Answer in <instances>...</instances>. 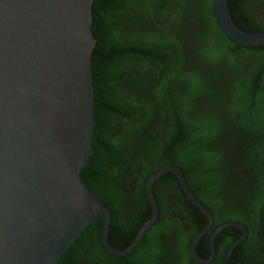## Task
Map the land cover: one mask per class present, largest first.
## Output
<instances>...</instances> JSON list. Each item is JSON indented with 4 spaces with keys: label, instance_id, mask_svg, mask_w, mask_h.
<instances>
[{
    "label": "trees",
    "instance_id": "obj_1",
    "mask_svg": "<svg viewBox=\"0 0 264 264\" xmlns=\"http://www.w3.org/2000/svg\"><path fill=\"white\" fill-rule=\"evenodd\" d=\"M228 3L240 29L264 32V0ZM92 17L93 157L80 177L110 212V245L123 250L133 242L152 216L147 180L175 166L213 218L199 256L209 257L215 228L239 222L247 236L229 264H264V46L230 39L212 0H94ZM152 191L159 216L132 253H107L97 219L58 264H163L165 257L170 264H199L190 246L207 224L205 215L173 172ZM241 235L224 229L216 259Z\"/></svg>",
    "mask_w": 264,
    "mask_h": 264
},
{
    "label": "water",
    "instance_id": "obj_2",
    "mask_svg": "<svg viewBox=\"0 0 264 264\" xmlns=\"http://www.w3.org/2000/svg\"><path fill=\"white\" fill-rule=\"evenodd\" d=\"M94 0H0V264H57L79 235L101 219V243L117 257L130 254L157 221L152 186L173 172L188 199L205 215L206 226L195 237L191 254L212 224L208 209L188 188L183 172L166 166L146 182L152 216L133 242L119 250L110 245V212L84 185L80 174L93 157L94 88L91 58ZM217 23L227 36L249 47L264 46V32L240 29L228 0H212ZM264 209L261 219L263 237ZM228 227L246 239L239 222L218 227L210 240Z\"/></svg>",
    "mask_w": 264,
    "mask_h": 264
},
{
    "label": "flooded vegetation",
    "instance_id": "obj_3",
    "mask_svg": "<svg viewBox=\"0 0 264 264\" xmlns=\"http://www.w3.org/2000/svg\"><path fill=\"white\" fill-rule=\"evenodd\" d=\"M253 168H250L249 169V172L251 173V177H252V180H254V178H253V176H252V173H253ZM255 171V170H254ZM251 190L252 189H243V191H248L249 193L251 192ZM230 191H231V189H230ZM232 192V195H234V198H236V197H241L240 195H241V193H239L238 194V191H231ZM250 198V197H249ZM248 198V199H249ZM251 199V198H250ZM229 205H231L230 203L227 205V206H229ZM212 216V215H211ZM207 220V219H206ZM228 223V222H227ZM224 224H226V223H224ZM223 225V224H222ZM206 226V225H205ZM221 226V225H220ZM219 226V227H220ZM213 228V218H212V224H211V226H210V228H209V230L208 231H210L211 229ZM218 228V227H217ZM217 228H215V230L217 229ZM215 230L212 232V234L215 232ZM207 231V232H208ZM206 232V233H207ZM221 233V232H220ZM219 233V234H220ZM212 234H211V236H210V240H211V237H212ZM218 234V235H219ZM218 235H217V237H218ZM144 236V235H143ZM261 236V235H260ZM203 237V236H202ZM201 237V238H202ZM216 237V238H217ZM143 238V237H142ZM200 238V239H201ZM263 239H264V237H262ZM195 239V238H194ZM171 240H172V238H170V242H171ZM200 241V240H199ZM199 241H198V243H199ZM215 241H216V239H215ZM170 242H169V244H170ZM193 242V241H192ZM140 243V242H139ZM138 243V244H139ZM198 243H197V246H198ZM174 244H175V242L171 245V252H172V254L174 255V254H176V252H175V249H174V251H173V249H172V247L174 246ZM191 245H192V243H191ZM138 246V245H137ZM197 246H196V253H197ZM136 249V248H135ZM134 251V250H133ZM107 252V251H106ZM108 253V252H107ZM132 253V252H131ZM110 254V253H109ZM190 254H191V246H190ZM197 255H198V257H200L201 259H203V260H205V261H207V260H209V262L208 263H205V264H224V258H223V260L222 261H220L219 259H216V249H215V257L214 258H211V250H210V255H209V257H207V258H202L201 256H199V254L197 253ZM225 256V255H224ZM191 257H192V260H194V261H196V262H198L197 260H195V258L192 256V254H191ZM171 261H173V260H170L168 257H165V262L163 263V264H170V262ZM230 261V260H229ZM83 263L84 264H87L85 261H83ZM199 264H202V263H200V262H198ZM58 264V263H57Z\"/></svg>",
    "mask_w": 264,
    "mask_h": 264
},
{
    "label": "clouds",
    "instance_id": "obj_4",
    "mask_svg": "<svg viewBox=\"0 0 264 264\" xmlns=\"http://www.w3.org/2000/svg\"><path fill=\"white\" fill-rule=\"evenodd\" d=\"M243 225V224H242ZM247 230V229H246ZM260 234H261V224H260ZM247 236V235H246ZM263 237H264V224H263ZM236 248V247H235ZM234 248V249H235ZM229 249V248H228ZM233 249V250H234ZM228 251V250H227ZM233 252V251H232ZM227 253V252H226ZM226 253H225V256H226ZM231 255H232V253H231ZM225 256H224V258H225ZM230 258H231V256H230ZM230 260V259H229ZM228 264H229V261H228Z\"/></svg>",
    "mask_w": 264,
    "mask_h": 264
},
{
    "label": "rangeland",
    "instance_id": "obj_5",
    "mask_svg": "<svg viewBox=\"0 0 264 264\" xmlns=\"http://www.w3.org/2000/svg\"><path fill=\"white\" fill-rule=\"evenodd\" d=\"M181 25L185 26V17H183Z\"/></svg>",
    "mask_w": 264,
    "mask_h": 264
}]
</instances>
